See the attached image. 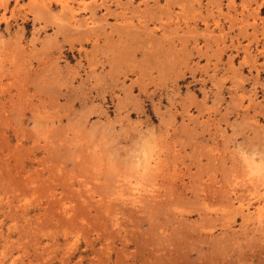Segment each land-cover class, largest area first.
I'll return each instance as SVG.
<instances>
[{
	"label": "rangeland",
	"instance_id": "374dc122",
	"mask_svg": "<svg viewBox=\"0 0 264 264\" xmlns=\"http://www.w3.org/2000/svg\"><path fill=\"white\" fill-rule=\"evenodd\" d=\"M264 0H0V264H264Z\"/></svg>",
	"mask_w": 264,
	"mask_h": 264
},
{
	"label": "bare ground",
	"instance_id": "6f19581e",
	"mask_svg": "<svg viewBox=\"0 0 264 264\" xmlns=\"http://www.w3.org/2000/svg\"><path fill=\"white\" fill-rule=\"evenodd\" d=\"M258 213L260 214V216L264 215V207L259 208Z\"/></svg>",
	"mask_w": 264,
	"mask_h": 264
}]
</instances>
